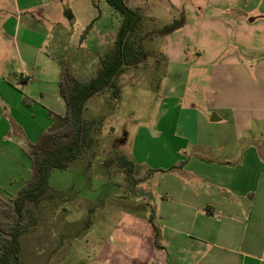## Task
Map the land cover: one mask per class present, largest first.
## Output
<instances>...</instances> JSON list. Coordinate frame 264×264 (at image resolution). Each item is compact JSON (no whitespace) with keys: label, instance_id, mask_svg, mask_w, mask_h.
<instances>
[{"label":"crops","instance_id":"0c3cea01","mask_svg":"<svg viewBox=\"0 0 264 264\" xmlns=\"http://www.w3.org/2000/svg\"><path fill=\"white\" fill-rule=\"evenodd\" d=\"M55 1L0 0V200L15 198L27 185V144L53 127V115L67 111L59 89L62 66L45 49L50 34L33 15L49 14ZM135 5L144 23H154L149 31L158 29L162 15L173 23L184 11L185 26L165 36V56L208 86L209 122L230 124L209 127L214 142L197 144L207 147L205 155L196 153L171 175L170 189L151 200V253L144 264H264V0ZM68 7L67 23L80 15L81 32L92 23V35L113 36L101 30L104 9L113 15L106 1L72 0ZM22 72L30 79H21Z\"/></svg>","mask_w":264,"mask_h":264},{"label":"rangeland","instance_id":"374dc122","mask_svg":"<svg viewBox=\"0 0 264 264\" xmlns=\"http://www.w3.org/2000/svg\"><path fill=\"white\" fill-rule=\"evenodd\" d=\"M127 1L132 7L145 2ZM70 5L72 0H56L49 14L31 12L50 34L45 49L87 80L116 40L122 16L112 6V16L104 9L101 30L113 36L101 38L91 34L92 23L80 31V15L67 23ZM73 8L79 13L83 7ZM167 19L162 15L158 29L173 21ZM147 25L155 26L145 22L142 36L151 32ZM166 42L165 36L146 38V60L119 75L116 92L106 90L87 103L86 153L70 169L53 171V192L31 209L30 229L20 239L23 264H144V255H150L151 200L170 189L171 175L181 173L196 153L205 155L207 147L197 144L214 142L209 127L230 125L205 117L208 86L196 83L187 66L169 64Z\"/></svg>","mask_w":264,"mask_h":264},{"label":"trees","instance_id":"16d2710c","mask_svg":"<svg viewBox=\"0 0 264 264\" xmlns=\"http://www.w3.org/2000/svg\"><path fill=\"white\" fill-rule=\"evenodd\" d=\"M104 1L122 16L116 40L100 58L90 79H79L69 66L60 62L59 89L67 111L64 116L53 115V127L43 132L37 142L27 144L25 153L32 167L27 185L15 198L0 200V264H23L20 239L30 229L26 220L31 209L53 192L50 178L54 170H68L82 161L90 136V125L84 118L87 103L106 90L116 92L119 75L146 60L148 54L143 47L146 38L170 35L186 24L182 14L179 20L142 36L144 19L138 9L132 8L127 0Z\"/></svg>","mask_w":264,"mask_h":264},{"label":"built area","instance_id":"2783aa9c","mask_svg":"<svg viewBox=\"0 0 264 264\" xmlns=\"http://www.w3.org/2000/svg\"><path fill=\"white\" fill-rule=\"evenodd\" d=\"M20 77H21V79H23V80H29L30 79V77H29V74L27 73H21L20 74Z\"/></svg>","mask_w":264,"mask_h":264}]
</instances>
